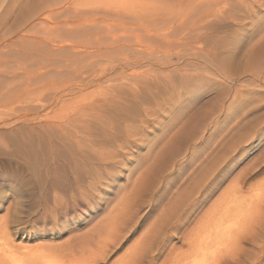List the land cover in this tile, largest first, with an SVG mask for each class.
<instances>
[{
	"label": "rangeland",
	"instance_id": "rangeland-1",
	"mask_svg": "<svg viewBox=\"0 0 264 264\" xmlns=\"http://www.w3.org/2000/svg\"><path fill=\"white\" fill-rule=\"evenodd\" d=\"M128 1L129 3L126 0H0V76L1 80L5 81L0 82V90L2 89L0 115L11 113V109L19 104L17 99H21L22 96V99L27 97L48 101L56 93L61 92L60 90L66 85L69 86L84 77L102 72L105 76L101 81L93 82L78 92L69 93L65 99L71 103L64 107L58 106L55 111L58 114L64 111L63 114H69L68 116L71 117L75 113L73 108H77L75 106L83 105V103L90 105L93 101L98 105L90 113L98 117L102 115L107 122L114 121V140L111 142L104 140V136H100V140L96 138L98 126L96 128L95 124H88L92 122V120L88 121L91 116L77 115L74 121L82 130L95 133L94 137L98 141L96 145L113 152L112 155L104 156L105 161L102 160L100 163L98 176L91 179L92 183L84 185V188H95L92 195L85 200H80L78 192H76L78 195L73 197L65 193L64 207L58 205L57 208L54 206L53 199L48 198L45 207L39 208L32 205L29 214V211L17 213V207L22 210L24 207L15 202L14 199L18 195L11 188H0L2 191L0 192V229L4 225L9 226L7 234L0 230V239L6 240L9 237L12 244L18 248L42 246L66 251L70 247L75 246L74 248L77 249L80 244H85L87 249L94 247L95 250L99 245V239L101 240L110 228L107 222L112 224L114 221H119V218L130 221L134 215L133 212L137 211L136 222L131 220L133 222L130 223V229L124 238L98 262L99 264H128L126 263L128 254L136 247L141 249L143 238L147 237L155 227L157 217L153 216L149 225H146L144 230L133 238L139 224L150 214L151 206L164 180L174 174L177 165L187 160L192 149L203 143L209 131L214 130L215 138L208 144L207 151L181 178L180 183L173 190V196L182 195L181 190L191 191L193 187L203 191L204 184L201 176L208 171L218 173L221 170L222 161L230 162L239 158V167L228 177L215 196L208 200L185 230L176 234L168 251L163 254L160 264H264V203L249 194L253 184L264 180V94H261L263 99L261 95L248 97L247 94L243 96L244 98L242 97L243 99H235L237 94L241 95L238 91L243 90L242 86L249 81L237 80L231 82L229 86L228 83L223 82L220 75L211 72L207 66L215 60L223 71L230 76H236L241 73H250L248 70L254 66L253 59L261 62L260 66L264 64V38L259 40L257 37L259 36L258 28L264 26L263 0L262 2L259 0L261 3L258 1L256 3V0H231L232 5V2L226 3L222 0L220 5H227H224L226 10L228 9L229 13H235L234 17L236 16L237 20L234 19V21L232 17L230 20L224 17V12L219 15L224 18L215 15L212 11L210 12L214 15L209 12L212 15L210 17V14L206 12L205 14L208 15L206 17L201 14L202 8L200 10L193 7L192 0H184V2H181L183 0ZM251 2L255 6H251L253 4ZM251 7H254L257 12L253 13L254 8L250 9ZM74 22L78 24L77 27L93 22L94 28L88 31V35L97 37L101 35L102 40L100 39L97 43L93 41L92 47L89 48L92 50H88L83 55L81 53L78 56L68 49L62 50L64 53L54 54L53 52L52 54L49 45L54 47L56 44H62L61 38L64 44L71 41L72 36L74 38L72 40H75L76 36L78 37L86 28L83 26L80 31V26L75 28ZM71 25L74 27L71 29L73 31L76 29V32L80 34L65 30ZM153 25L156 26L152 27ZM232 26H234L233 29ZM121 28L125 29L121 30ZM99 31L101 33L104 31L106 36L104 32L101 34ZM254 32L257 34L254 35ZM65 33L70 35L69 39ZM110 34L115 35L112 37ZM118 34L124 39L128 36V40L119 38ZM229 34L232 37V41L228 42L229 45L225 47L215 44L217 40L226 39L225 36ZM215 35L218 36L217 39ZM115 37L122 41L115 40ZM163 38L168 39V42L163 41ZM169 42L172 43L168 44ZM247 42H250L249 45ZM142 47L146 48L145 51L140 55L137 54L135 49ZM236 47L239 50L236 51ZM54 49L56 47L53 48L55 53L59 52ZM227 49L228 54L231 55L226 56ZM211 50H213L212 53ZM72 53L73 56H71ZM194 53L197 57L194 56L193 62L199 63L197 68L189 67L186 71L183 70L186 67H182L183 65L179 62V65L174 64L178 58H183L181 61L185 60L183 64L191 62L189 55ZM52 57L56 62L49 59ZM138 59L143 61L133 66H126L127 62L132 63ZM40 60L50 62L48 61V64ZM66 60L70 62L67 61L68 64H66ZM81 65L83 66L80 67ZM123 65L125 68L122 67ZM233 69L235 72L232 71ZM59 70L62 73L57 72ZM132 71L143 72L146 75L128 76L127 74ZM197 74L201 77L197 78V82L186 78V76ZM6 77L10 78L5 80ZM104 79H108V82ZM258 82L254 80L249 85L254 90L263 91L264 81L259 82L263 84L261 85L263 87L258 86L256 84ZM245 89L246 87L244 91ZM6 90L7 94H4ZM25 91L30 94L24 95ZM4 96L6 98H3ZM88 104L83 107H88ZM105 124L106 122L102 125ZM7 180V176L0 171V187L9 181ZM20 192H22L21 189ZM93 202L98 204L95 209ZM67 206L71 209L69 213L65 210ZM134 207L135 210L128 214L129 209ZM225 209H229L228 215L224 212ZM123 213L128 215L125 216ZM209 217L211 224L210 221L208 222ZM219 221L223 223V232L219 234L220 238L214 239ZM207 233L208 235L213 233L214 240L207 243L201 251L204 245L202 237ZM87 249L84 251L85 254H93L94 251L88 252ZM134 255L140 258L139 252H135ZM156 255H161L159 246L151 249L147 256H141L142 260L140 258L139 263L152 264L151 261L155 259L153 256ZM92 257L90 256L91 260Z\"/></svg>",
	"mask_w": 264,
	"mask_h": 264
},
{
	"label": "bare ground",
	"instance_id": "bare-ground-1",
	"mask_svg": "<svg viewBox=\"0 0 264 264\" xmlns=\"http://www.w3.org/2000/svg\"><path fill=\"white\" fill-rule=\"evenodd\" d=\"M42 1V0H41ZM50 1V0H49ZM69 1V0H68ZM77 1V0H76ZM123 1V0H122ZM125 1V0H124ZM133 0H131L132 2ZM172 1V0H171ZM222 0H192L193 4H194V8L197 9L199 8L201 10V8L203 10H201V14L206 15V17L208 16L207 14L212 11L213 13H215V15H220L223 12L224 17H226L227 19L229 18V20L236 19L237 17L235 15V13L228 11V9L226 10V8L224 7L225 4H223V6L220 5V3ZM224 2L226 1V3L228 1L232 2L231 5L233 4V1L231 0H223ZM236 1V0H234ZM240 1V0H239ZM242 1V0H241ZM250 1V0H249ZM260 2L259 0H256V3ZM94 2V1H93ZM127 3H129L128 0H126ZM181 2H184L181 1ZM190 2V1H189ZM228 2V3H230ZM238 2V1H237ZM262 2V0H261ZM260 2V3H261ZM65 3V1H64ZM126 3V4H127ZM135 3V2H134ZM180 3V2H179ZM243 3V2H242ZM248 3V2H247ZM246 3V4H247ZM250 3V2H249ZM248 3V4H249ZM253 3V2H251ZM260 3H258L259 5H261ZM264 3V0L263 2ZM120 4V3H118ZM123 4V3H122ZM146 4V3H145ZM236 4V3H235ZM64 5V4H63ZM117 5V4H116ZM121 5V4H120ZM125 5V4H124ZM123 5V6H124ZM128 5V4H127ZM134 5V4H133ZM185 5V4H184ZM216 5V6H215ZM237 5V4H236ZM251 5V4H250ZM254 3L251 5L253 6ZM121 6V7H123ZM227 6V5H225ZM255 6V5H254ZM43 7V6H42ZM55 7V6H54ZM53 7V8H54ZM61 7V6H60ZM187 7V6H186ZM185 7V8H186ZM214 7V8H213ZM231 7V6H230ZM228 7V8H230ZM57 8V7H56ZM59 8V7H58ZM127 8V7H126ZM184 8V7H183ZM232 8V7H231ZM249 8V7H248ZM254 7H251L250 9H253ZM259 8V7H258ZM125 9V7H124ZM193 9V8H192ZM213 9V10H211ZM225 9V10H224ZM238 9V8H237ZM243 9V8H242ZM245 10H247L246 8H244ZM46 10V9H45ZM52 10V9H51ZM68 10V9H67ZM186 10V9H184ZM183 10V11H184ZM206 10V11H205ZM232 9H230L231 11ZM249 10V9H248ZM254 12H257V10L254 8L253 9ZM58 11V10H57ZM189 11V10H188ZM238 11V10H237ZM84 12V11H83ZM181 12V11H180ZM194 12V10H193ZM198 12L200 13V11L198 10ZM207 12V14H205ZM222 12V13H221ZM249 12V11H248ZM260 12V11H259ZM264 12V10H263ZM42 13V12H41ZM40 13V15H41ZM46 13V12H45ZM53 13V12H52ZM58 13V12H57ZM63 14V12H61ZM78 13V12H77ZM176 13V12H175ZM179 13V11L177 12V14ZM184 13V12H183ZM186 13V12H185ZM189 13V12H188ZM187 13V14H188ZM211 13V12H210ZM209 13V14H210ZM213 13H211L212 15H214ZM247 13V12H246ZM250 13V12H249ZM82 14V12L80 13ZM129 14V13H128ZM176 14V15H177ZM210 14V17L212 16ZM252 14V12H251ZM39 15V14H38ZM49 15V14H48ZM60 15V14H59ZM47 16V15H46ZM118 16V15H117ZM184 16H188V15H184ZM184 16H181L182 18ZM201 17V15H199ZM217 16V18H218ZM250 16V15H248ZM253 16V14L251 15ZM43 17V15H42ZM137 17V16H136ZM177 17V16H176ZM180 17V18H181ZM214 17V16H213ZM219 17H222L219 16ZM222 17V18H224ZM255 17V16H254ZM41 18V16H40ZM190 18V17H189ZM221 18V20H222ZM262 18V17H261ZM260 18V19H261ZM87 19V18H86ZM247 19V18H246ZM259 19V18H258ZM257 19V20H258ZM85 19H83L84 21ZM179 20V18H178ZM181 20V19H180ZM218 20V19H216ZM220 20V19H219ZM249 20V19H248ZM86 21V20H85ZM103 21V20H102ZM171 21V20H170ZM169 21V22H170ZM174 21V20H173ZM210 21V20H209ZM226 21V19H225ZM241 21V19H240ZM244 21V20H243ZM262 21V20H261ZM259 21V22H261ZM81 22V21H80ZM97 22H99L100 25V20H98ZM105 22V21H104ZM172 22V21H171ZM171 22L169 24H171ZM180 22V21H179ZM215 22V21H214ZM222 22V21H221ZM237 22V21H236ZM258 22V24H259ZM263 22V21H262ZM78 23V22H77ZM163 23V22H162ZM212 23V22H211ZM228 23V22H227ZM231 22H229L230 24ZM74 27L76 28L77 25L74 22ZM108 24L109 23H105ZM104 24V25H105ZM220 24V23H219ZM225 24V23H224ZM235 24V23H234ZM238 24H240L238 22ZM256 24V23H255ZM257 24V25H258ZM94 23H89L87 25H83L86 28L88 27V29L86 30L83 29V26H78L81 31V29H83L82 33H77L76 29H74V31L77 34H80L78 37L76 36L75 40H72L73 36L71 37V41L67 42L66 44H64V41H62L61 38V43L62 44H56L54 45V47H56V49L54 50H59V52L53 51V46H51L52 52L50 50V52L53 54H60V53H64L62 52V50H66L68 49L69 51H73L74 54L78 55L82 53L87 52L88 50H92L89 49L90 47H92L93 41L95 43H97L101 38L100 36H92V35H88L89 32L88 31H92V28H94ZM102 25V23H101ZM123 25V24H122ZM125 25V24H124ZM168 25V23H167ZM218 25V24H217ZM222 25V24H221ZM247 25V24H245ZM263 25V24H262ZM70 26V25H67ZM66 26V27H67ZM113 26V25H112ZM156 26V25H155ZM154 25L152 27H155ZM160 26V25H159ZM166 26V24H165ZM174 26V25H173ZM211 26V25H210ZM209 26V27H210ZM216 26V24H215ZM214 26V27H215ZM239 26V25H238ZM250 26V24L248 25ZM260 26V25H259ZM73 25H71V27H68L67 29L65 28V30H72L71 28H74ZM77 27V28H78ZM122 27V26H121ZM158 27V26H157ZM167 27V26H166ZM169 27V26H168ZM234 26H232L233 29ZM255 27V26H254ZM70 28V29H69ZM116 28V27H115ZM133 28V27H132ZM165 28V27H164ZM175 28V27H174ZM173 28V29H174ZM211 28V27H210ZM242 28V27H241ZM257 28V26L255 27ZM254 28V29H255ZM90 29V30H89ZM118 29V28H116ZM125 29V28H123ZM121 28V30H123ZM134 29V28H133ZM232 29L230 31H232ZM94 30V29H93ZM99 30V29H98ZM102 30V29H100ZM106 30V29H105ZM163 30V29H160ZM67 31V32H68ZM73 31V32H74ZM110 31V29H109ZM228 31V30H227ZM72 32V33H73ZM74 32V33H75ZM104 32V31H103ZM103 32L101 33L99 31V33L103 34ZM150 32V31H149ZM163 32V31H162ZM167 32V31H166ZM215 32V31H214ZM220 32V31H218ZM245 32V31H244ZM257 32V31H256ZM258 32H259V36H257L259 38V40H262L264 38V26H261V28H258ZM257 32V33H258ZM110 33H112L110 31ZM152 33V32H151ZM169 33V32H168ZM217 33V32H216ZM243 33V32H242ZM250 33V31H249ZM254 32V35L257 34ZM62 34V33H61ZM92 34V33H90ZM97 34V32H96ZM154 35V33H152ZM152 34L150 35L152 38ZM161 34V33H160ZM163 34V33H162ZM167 33H165L166 35ZM215 34V33H214ZM220 34V33H219ZM218 34V35H219ZM246 34V32H245ZM253 34V33H252ZM64 35V32H63ZM65 35H68L67 33H65ZM94 35V34H93ZM99 35V34H98ZM104 35L106 36V33L104 32ZM109 35V34H108ZM115 35V34H110V36ZM119 35V34H118ZM125 36V34H123ZM243 35V34H240ZM62 36V35H61ZM81 36V37H80ZM88 36V37H87ZM117 36V35H116ZM161 36V35H160ZM168 36V34H167ZM252 36V35H251ZM60 37V36H59ZM70 38V35L67 36V38ZM118 37V36H117ZM128 36H126V39H124V37H122L121 35H119V38H123V40H128L127 39ZM216 37V35H215ZM218 37V36H217ZM216 37V39H217ZM226 39H220L216 41V45H221V46H227L229 45L228 42L232 41V37L230 36V34L228 36H225ZM256 37V38H257ZM65 38V36H64ZM68 38V39H69ZM80 38V39H79ZM108 38V37H107ZM154 38V36H153ZM158 39V37H156ZM214 38V37H212ZM56 39V38H55ZM58 39V38H57ZM74 39V38H73ZM106 39V38H105ZM117 39V41H119L120 39L115 37V40ZM138 39V38H137ZM164 39V38H163ZM237 39V38H236ZM243 39V38H242ZM241 39V40H242ZM59 40V39H58ZM65 41L67 40L66 38L64 39ZM102 40V39H101ZM162 40V39H161ZM166 39H164L163 41H165ZM238 40V39H237ZM249 40V39H248ZM258 40V39H257ZM114 41V40H113ZM122 41V40H120ZM136 41V40H135ZM158 41V40H157ZM138 42V41H137ZM161 42V41H159ZM168 42V39L166 40V43ZM206 42V41H204ZM236 42V41H235ZM243 42V41H242ZM255 42V41H254ZM112 43V41H111ZM139 43V42H138ZM172 42H169L168 44H170ZM245 43V42H244ZM250 42H247V44ZM263 43V42H262ZM51 44V43H50ZM114 44V42H113ZM205 44V43H204ZM260 44V43H259ZM215 45V46H216ZM240 45L241 42H240ZM238 45V46H240ZM249 45V44H248ZM253 45V43H252ZM145 46V45H144ZM143 46V47H144ZM150 46V45H149ZM210 46V45H208ZM245 46V45H244ZM242 46V48L244 47ZM264 46V45H263ZM40 47V46H39ZM53 47V48H52ZM140 48V49H135L136 52H138L137 54L140 55V53L142 54L143 51H145L144 48ZM200 47V46H199ZM250 47L251 44H250ZM258 47V46H257ZM138 48V47H137ZM205 48V47H204ZM237 48V47H236ZM246 48V47H245ZM244 48V49H245ZM259 48V47H258ZM262 48V47H261ZM132 49V48H130ZM129 49V50H130ZM151 49V48H150ZM209 49V48H208ZM253 49V48H251ZM29 50V49H28ZM61 50V51H60ZM67 50V51H68ZM207 50V47H206ZM239 50V48L236 49V51ZM242 50V49H241ZM249 50V49H248ZM263 50V48H262ZM44 51V50H43ZM70 51V52H71ZM210 51V50H209ZM213 50H211L212 53ZM216 51V50H215ZM214 51V52H215ZM247 51V50H246ZM254 51V49L252 50ZM264 51V50H263ZM262 51V52H263ZM217 52V51H216ZM261 52V53H262ZM68 53V52H67ZM73 53L71 56H73ZM206 53V52H205ZM237 53V52H236ZM250 53V52H249ZM264 53V52H263ZM21 54V53H20ZM51 54V55H52ZM153 54V53H152ZM215 54V53H214ZM226 56L228 54V49L226 51ZM28 55V54H27ZM33 55V54H32ZM231 55V54H228ZM253 55V53H252ZM29 56V55H28ZM55 56V55H54ZM69 56V58L71 57ZM81 56V55H80ZM180 56V55H179ZM194 56H196V54L194 53L193 55H189L190 59L192 60L191 62L188 63H184L185 61H181V58H178L175 60L174 64L175 65H179L182 64V67H186L183 70L188 71L187 68L191 67L193 68H197V66L199 65L198 62H193L194 60ZM239 56V55H237ZM236 56V57H237ZM65 58V56H63ZM68 57V56H67ZM83 57V56H82ZM148 56H146L147 58ZM182 57V56H181ZM197 57V56H196ZM212 57V56H211ZM231 57V56H230ZM235 57V56H233ZM243 57V56H242ZM40 58V56H39ZM77 58V56H76ZM143 58V57H142ZM247 58V57H246ZM52 59L54 61V58H49ZM57 58L55 57V60ZM74 60V58H72ZM150 59V58H148ZM147 59V60H148ZM166 59V58H165ZM233 59V58H232ZM244 59V58H243ZM250 59V58H249ZM252 59V58H251ZM264 59V58H263ZM262 59V60H263ZM62 60V59H60ZM59 60V61H60ZM70 60V59H68ZM66 60V64L67 61ZM43 62L45 60H42ZM40 60V62H42ZM49 60H47L46 63H48ZM65 61V60H63ZM62 61V62H63ZM71 61V60H70ZM68 61V62H70ZM79 61V60H78ZM142 59H138L137 61H133L132 63L127 62L126 66H133L134 64H138L139 62H142ZM195 61V60H194ZM199 61V60H198ZM236 61V60H235ZM239 61V60H238ZM50 62V61H49ZM56 62V61H54ZM168 62V61H167ZM172 64V61H170ZM179 62V63H178ZM244 62V61H243ZM248 62V60H247ZM246 62V63H247ZM72 63V62H71ZM70 63V64H71ZM79 63V62H78ZM113 63V62H111ZM234 63V62H233ZM245 63V62H244ZM49 64V63H48ZM75 64V63H74ZM88 64V63H87ZM86 64V65H87ZM96 64V63H94ZM144 64V63H143ZM169 64V63H168ZM231 64V63H230ZM261 62H258L256 59H253V63L251 66V70L250 73H245V74H238L236 76H233L230 74H228L227 72L223 71L221 68V66L215 62L212 61V63L210 65H207L209 67V69H211V72H214L217 75H220L221 78L223 79V82H225L226 84L228 83V85L232 82L235 81H240V80H244L246 82L249 81V83H245L242 88L243 90H239L238 92L241 95L236 96L235 99H243L244 95L247 94L246 96L249 97V95L253 96H259L261 94H264V90L262 91H257L254 90L253 88L250 87V82H254V80L256 82H262L264 81V64H262V66H260ZM83 65H81L80 67H82ZM94 66V65H93ZM242 66V65H241ZM46 67V66H43ZM88 67V66H87ZM111 67V66H110ZM123 68H125V65L122 66ZM211 67V68H210ZM49 68V67H48ZM243 68V67H242ZM76 69V68H75ZM45 70V69H44ZM77 70V69H76ZM5 71V70H4ZM69 71V70H68ZM232 71L235 72V69H233ZM242 71V70H241ZM3 72V71H2ZM7 72V71H5ZM53 72V71H52ZM57 72H61L62 71H57ZM64 72V71H63ZM77 72V71H76ZM85 72V71H83ZM230 73V72H229ZM240 73V72H239ZM1 74V73H0ZM32 74V73H31ZM56 74V72H55ZM81 74V73H80ZM84 74V73H83ZM145 73H138V72H130L129 74H127L130 77H137V76H144ZM237 74V73H236ZM69 75V74H68ZM85 75V74H84ZM83 75V76H84ZM146 75V74H145ZM235 75V74H234ZM76 76V75H75ZM104 74L102 72H98L95 75H90L87 78L84 77L81 80H79L78 82H75L71 85H66L62 90H60L61 92L56 93L51 99H48V101H44L43 99H27L22 98L21 99H17L18 101V105L13 107L11 110L12 112L6 115H0V171H3V174L7 176V180L8 182L3 183L2 186L0 188H4V189H10L14 191V193H16L18 196L15 200V202L19 203L18 205H21L23 208L20 209L19 207H17V213L21 212V213H26V211L30 212V208L32 205H36L39 208L40 207H45L47 205L48 202V198L53 199V203L54 206L57 208L58 205L59 206H63L65 205L66 202H64L65 200V196L66 194H70L71 197L75 196L78 192L79 193V198L80 200H85V198L90 197V195H92V192L95 190V188L91 187V188H84V185L87 183H92L91 179H95L98 176V171L100 170V163H102V160L105 161L104 156L106 154H110L112 155V151L107 150V149H103L101 148V146L99 147L97 144V139L100 140V136H104V140H107L108 142H111L114 140V121H105L103 119V116H97L96 114L90 113L91 110L96 109L98 103H93L90 102V105L88 103H83V105H78L75 106L77 108H73V111L75 112L71 117L63 114L65 113L63 110V112H61L62 114H58L55 111V108L58 106L64 107L65 105H69V103L71 102H67L65 97L72 92H78V90L87 87L89 84L93 83V82H99L101 81L102 78H104ZM14 77V76H13ZM33 77V76H32ZM82 77V75H81ZM155 77V76H154ZM237 77V78H236ZM10 78V77H9ZM8 77H6L5 80L9 79ZM12 78V76H11ZM35 78V77H33ZM58 78V77H57ZM187 79H189L192 82H197L196 80H198L197 78H201L199 74L197 75H189L186 76ZM19 79V78H18ZM109 79V78H108ZM107 79V80H108ZM105 80V79H104ZM105 80V81H107ZM4 80H1V76H0V82ZM104 81V82H105ZM110 81V80H109ZM216 81V80H214ZM13 82V81H12ZM33 82V79H32ZM72 82H74L72 80ZM108 82V81H107ZM211 82H213V80H211ZM256 83L258 86H261L263 84L261 83ZM14 83V82H13ZM7 84V83H6ZM12 84V83H10ZM221 84V83H220ZM13 85V84H12ZM8 86V85H7ZM209 86V85H208ZM230 86V85H229ZM232 86V85H231ZM264 86V85H263ZM261 86V87H263ZM14 87V85H13ZM12 87V88H13ZM30 87V86H29ZM246 87L245 91L244 88ZM11 89V87H8V89ZM37 88V87H36ZM52 88V87H51ZM27 90V88H26ZM35 90V88H34ZM43 90V89H42ZM51 90V89H50ZM77 90V91H75ZM2 92V89L0 90ZM15 91V90H13ZM12 91V92H13ZM59 91V90H58ZM0 92V93H1ZM7 90L5 91L4 94L6 93ZM17 92V91H16ZM57 92V91H56ZM15 93V92H13ZM26 94L24 95H29L27 94V92L25 91ZM34 93V92H33ZM53 93V92H52ZM233 93V92H232ZM9 94V93H8ZM22 94V95H23ZM201 94V93H200ZM2 95V94H1ZM32 95V94H31ZM9 96V95H8ZM11 96V95H10ZM47 97V96H45ZM68 97V96H67ZM91 97V96H90ZM243 97V98H242ZM251 97V98H252ZM261 98L263 97L262 95L260 96ZM3 98H6L5 96ZM31 98V96H30ZM255 98V97H254ZM260 98V99H261ZM263 99V98H262ZM5 100V99H3ZM69 100V99H67ZM78 100V99H77ZM86 100V99H85ZM141 100V99H140ZM69 101H73L72 99H70ZM80 100H78V103ZM84 102V100H82ZM81 101V102H82ZM240 101V100H239ZM67 102V103H66ZM5 103V102H3ZM9 103V102H8ZM12 103V102H11ZM66 103V104H65ZM140 103V102H139ZM138 103V104H139ZM86 104H88V107H83ZM123 107V106H122ZM128 108V107H127ZM63 109V108H60ZM114 110V109H113ZM70 111V110H69ZM72 111V112H73ZM96 111V110H95ZM112 111V110H111ZM230 111V110H229ZM53 112V114L51 113ZM56 112V113H55ZM71 112V111H70ZM110 112V111H109ZM69 113V112H68ZM103 113V112H102ZM114 114V112H113ZM77 115L80 117L82 116H91L90 119H88V121L92 120L91 123H88L89 125H96V128L98 126V133L96 134V138L94 137L95 133L93 132H89V131H84L82 130V128H80L79 124H76L75 118H77ZM114 117H112L113 119ZM81 120V119H79ZM102 120H104L102 122ZM104 122H106L105 125ZM102 123V124H101ZM123 123V122H122ZM88 125V126H89ZM82 126V125H81ZM85 126V125H84ZM87 126V127H88ZM100 126V127H99ZM83 127V126H82ZM86 128V127H85ZM104 164V163H103ZM5 172V173H4ZM97 174V175H96ZM2 180L4 178H1ZM139 187V186H138ZM23 188V189H22ZM20 189L22 190V192H20ZM7 191V190H6ZM2 192V191H0ZM19 192V193H17ZM21 193V194H20ZM66 193V194H65ZM11 194V193H10ZM36 194H38L36 196ZM78 195V194H77ZM94 196V195H93ZM91 200V198H90ZM97 200V199H96ZM27 204H24V203ZM125 202V201H124ZM16 203V204H17ZM97 203V202H96ZM129 203V202H128ZM94 204V209L98 207V204ZM125 204V203H124ZM129 206V205H128ZM134 206V205H133ZM64 207V206H63ZM127 207V206H126ZM131 207V206H130ZM37 208V210L39 209ZM67 212L69 213L71 211L70 208H68V206L66 207ZM125 208V207H124ZM27 209V210H26ZM133 209L135 210V207L132 209H129V213L131 211H133ZM20 210V211H19ZM25 210V211H24ZM128 210V207H127ZM74 211V210H73ZM224 212H227L226 215H228L229 213V209H225ZM28 213V212H27ZM66 213V212H65ZM132 213V212H131ZM125 215V213H123ZM126 214V215H128ZM133 216L131 217V220H135V218L137 217L138 213L133 212ZM125 215V216H126ZM115 216V215H114ZM123 216V215H120ZM124 216V218H125ZM116 218V217H115ZM128 218V217H126ZM213 218V217H212ZM216 218V217H215ZM130 219V217H129ZM47 220V219H46ZM110 221V219H108ZM119 221H114V223L112 224H108L107 225L110 226L108 232L103 236V238L100 240L99 239V245L97 246V249H93L94 247H89L91 248L89 250V248L87 249L85 244H80L79 248H74V247H70V249L68 248V250L66 251H62V250H57V249H51V248H47V247H42V246H37L34 248H18L16 246H14L12 244V240L8 237L6 240H1L0 239V264H97L98 262H100V259H104L107 254L112 250L113 246L114 248L119 244L120 240L122 238H124V236L126 235V232L129 231L130 229V223H132L133 221H125V219H118ZM210 221V217L208 218V222ZM136 222V220H135ZM66 223V221L64 222ZM114 224V225H113ZM211 224V221H210ZM217 224H219V226L217 227L216 232L214 233L216 237L213 236V233L211 235H208L209 233L205 234L204 237H202V244L203 247L200 249L201 251L204 249L205 246H207V243H211V240L216 238H220L221 234L223 231V223L222 221L217 222ZM65 225V224H64ZM67 225V224H66ZM113 225V226H112ZM250 226V224H248ZM112 226V227H111ZM247 226V224H246ZM245 227V226H244ZM8 225H4L2 227L1 232L2 233H8ZM248 228V227H245ZM249 229V228H248ZM107 231V230H106ZM243 231V230H242ZM100 232V231H99ZM238 232V231H237ZM190 236V235H189ZM1 237V236H0ZM188 237V236H187ZM191 237V236H190ZM225 238V237H224ZM223 238V239H224ZM193 239V238H192ZM190 239V240H192ZM213 239V240H214ZM96 243V242H95ZM98 244V243H97ZM85 245V246H83ZM136 245V244H135ZM139 245V244H138ZM136 245V246H138ZM77 247V246H76ZM84 247H86V249L89 251H94L93 254L94 256L92 257V253L90 255H87V253L85 254V250ZM96 247V246H95ZM78 250L80 252H84V253H80L78 252ZM140 247H136L135 250H133L130 254H128V260H126V263L128 264H133V262H135V264H140V258L142 260V257L139 256L140 258L138 259V257H135V252H139ZM150 251V250H149ZM83 254V255H82ZM156 254V253H155ZM85 255H87V257H85ZM90 256L92 257V260L90 259ZM138 256V255H137ZM157 256V255H156ZM156 256H153V259L156 258ZM124 261V260H123ZM152 262V261H151ZM125 263V262H124ZM144 263V261L142 262ZM99 264V263H98Z\"/></svg>",
	"mask_w": 264,
	"mask_h": 264
},
{
	"label": "snow or ice",
	"instance_id": "snow-or-ice-1",
	"mask_svg": "<svg viewBox=\"0 0 264 264\" xmlns=\"http://www.w3.org/2000/svg\"><path fill=\"white\" fill-rule=\"evenodd\" d=\"M215 138L214 130H210L205 141L194 147L187 160L179 163L175 173L168 176L151 206L150 214L139 224L133 238L144 230L146 225L157 217L155 227L150 234L143 238V246L139 250L140 256H147L149 250L160 247V256H157L152 264H160L163 254L169 249L172 239L176 234L183 232L198 215L200 210L207 204L215 194L223 187L233 172L239 167L238 159L230 162H221V170L218 173L208 171L201 176L204 184L203 191L193 187L191 191L183 192L182 195L173 196V190L180 183L181 178L188 173L189 169L200 160L207 151L208 144ZM247 187V186H246ZM199 193V195H197ZM249 194L264 203V180L253 184ZM135 264V262H133Z\"/></svg>",
	"mask_w": 264,
	"mask_h": 264
}]
</instances>
